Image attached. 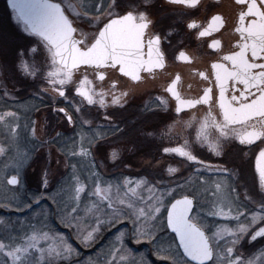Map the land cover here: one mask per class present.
Instances as JSON below:
<instances>
[{
	"label": "snow or ice",
	"instance_id": "snow-or-ice-1",
	"mask_svg": "<svg viewBox=\"0 0 264 264\" xmlns=\"http://www.w3.org/2000/svg\"><path fill=\"white\" fill-rule=\"evenodd\" d=\"M157 2L158 0H139V3H130V0H82L79 4H73L71 0H67L65 7L71 9L74 17L69 19L65 14V7H62L64 0L61 3H53L51 0H7L12 13L11 19L21 26L26 35L38 38L31 46L16 50L18 63L14 66L25 70L26 77L33 78L44 77L46 67L54 68L47 72L46 82L60 97H65L64 88L72 82L73 71L83 66V79L77 77L79 84L74 85L76 93L88 105H92L97 103L96 88L99 87L102 89L99 103L104 106L103 88L107 85L112 94V103L120 104L129 92L116 94L118 84L121 88L127 87L126 81L121 82L115 76L116 72L139 83L165 69L162 44L168 38L163 37L154 27L152 7ZM234 3L236 11L232 27L239 34L238 43L224 54L221 41L213 39L209 47L213 49L215 62L211 63L207 73H196L206 82L209 81V76L214 77L211 83L218 88V101L212 100V87H206L203 95L196 98L182 96L177 90L179 75L163 91L176 101V113L196 105H208L209 109L213 105L218 107L221 119L206 121L213 123L219 133L212 145L216 156L225 155L228 146L233 145L235 140L239 141V145L248 146L260 141L256 144L259 149L256 170L259 174V190L264 192V0H234ZM166 4L187 9L189 14L206 10L202 0H166ZM226 22L225 16L216 14L206 24L192 19L185 26L194 30L198 38H204L222 28L225 32L229 31L225 27ZM171 35L169 32L168 36ZM168 42L171 43V40ZM178 59L190 62L183 51L179 53ZM6 64L7 61L0 55V86L5 78ZM89 72L93 80H89ZM108 73H112V76L105 82ZM142 73L146 75H141ZM3 93L5 96L9 95L7 87H3ZM76 111L79 112L80 108H76ZM57 112L63 113L69 124L73 123L72 116L64 108H59ZM105 119L108 117L105 116ZM81 123L89 121L82 119ZM13 124L19 126L18 114L0 111V125L11 132ZM29 130L36 134L34 122L29 125ZM122 131L123 129L116 127L112 129L113 135ZM102 138L93 136L86 142L83 138L73 141L70 153L71 157L88 158L93 178L91 196L99 197L96 212L102 213V216L94 217L91 225H87L86 235L80 231V221H77V235L82 240L91 239L104 225L127 220L132 224L130 232H122L117 239L121 243L126 235L135 239L136 243H140L142 238L146 239L163 264H264V247L259 249L258 254L253 252L257 244L264 245V199L253 201L247 190L243 193L238 190L240 173L236 167L224 168L197 160L195 155L185 150L188 144L185 141L184 147H166L163 152L185 157L200 165L204 171L211 170L220 175L226 173V179L230 182L227 203H218L219 183L215 188L209 189L207 180H197L194 185L185 178V183L179 184L171 179L179 171L173 167L167 168V177L160 173L159 179L155 176L135 181L125 179L120 187L125 191L126 199L114 200L106 194L101 195V188L95 184L98 173L95 172L92 152L97 151L96 145H102ZM4 151L0 148V154ZM63 155L68 157L69 154L64 152ZM110 155L113 160L119 158L117 150H113ZM52 159H56L58 164L61 162L49 153V161L41 173V185L45 190L49 188V176L54 172L51 168ZM67 166L73 169L75 195L71 203L58 207V214L62 222L71 224L80 215L79 202L86 185L76 175V165ZM197 175L202 173L197 172ZM8 183L17 185L21 180L13 175ZM141 187L142 194L137 192ZM59 194L58 191L45 197L42 193L35 202L39 203L47 198L59 205ZM242 197L245 201H252L254 207H246ZM248 212H251V216ZM47 215L46 209L36 213L38 223L29 225L31 233L25 234L19 242L17 237H10L7 242L0 240V253L10 257L12 264H33L31 256L34 253L39 254L37 264H44L46 258H49L47 264H59L60 260L71 264L72 257L78 253L67 238L53 232L47 225ZM208 217H219L230 223L234 222L235 226L213 227L207 223ZM3 222L0 219V223ZM165 239L167 246L161 244ZM121 252L122 248L113 247L105 253L102 264H125Z\"/></svg>",
	"mask_w": 264,
	"mask_h": 264
},
{
	"label": "flooded vegetation",
	"instance_id": "flooded-vegetation-1",
	"mask_svg": "<svg viewBox=\"0 0 264 264\" xmlns=\"http://www.w3.org/2000/svg\"><path fill=\"white\" fill-rule=\"evenodd\" d=\"M51 2L61 3V0H51ZM71 2L79 4L82 0H71ZM66 3L67 0H64L62 7H65ZM130 3H139V0H130ZM202 3L205 5V11H193L189 14L187 9L167 6L166 0H158L157 4L152 7V15L155 19L154 27L163 37L171 40V43L165 40L162 44V50L165 54V69L157 71L155 76L147 77L139 83L131 81L128 77H123L119 72H116L115 76L119 77L121 82H127V87L121 88L120 84L117 85L116 94L119 95L122 91H128L129 95L120 104H113L112 94L105 85L103 88L105 105L101 106L99 103L101 88H96L97 95L95 98L97 103L92 105H88L75 91L74 85L78 86L79 84L77 77L83 79L82 74L85 71L83 66L73 71L72 82L64 88L67 99L60 97L46 82L47 72L54 70V68L46 67L44 77L38 76L37 78L26 77L25 70L15 68L14 65L18 63L16 50L31 46L38 38L26 35L21 30V26L11 19L12 13L7 0H0V55H3L7 61L5 78L2 81V86H0V96L2 99L13 100V103L20 101V99H33L24 115L16 110L17 107H13L14 104L12 105V112H16L19 116L18 129H24L25 139L28 141L30 133V143L34 147L42 148L46 145L49 146L53 138H55L53 144L57 145V139L67 137H73L75 141L83 138L85 142L93 136L103 137L100 141L102 145H96L97 151L92 152L93 164L98 176L101 168L108 170L105 156L110 155L113 150L118 151L119 158L113 160L110 157L111 161L114 166L119 165L120 168H123V166L131 169L139 167L146 170L151 167L146 159L151 158V160H154L153 162L158 164L157 171L159 173H163L164 169L168 167L190 168L193 169L192 171L197 168L203 169L200 165L187 160L185 157L163 152V148L166 147H184L185 141H187L188 144L185 150L195 155L197 160L224 168L236 167L240 173L237 180L238 190L241 193L247 190V194L253 198V201L264 199V192L259 190V174L256 170V157L259 154L256 144H259L260 141L248 146L239 145V141L235 140L233 143L236 145H229L225 155L216 156L212 151V145L216 142L219 133L213 123H206V121L214 122L221 119L218 115V107L213 105L212 109H209L208 105H196L194 108H185L182 112L176 113V101L170 94L163 91L164 87L175 76L179 75L180 81L177 82V90L181 92L182 96L196 98L203 95L206 87H212V100L218 101V88L211 83L214 77L209 76V81L206 82L196 73H207L211 63L215 62L213 49L209 47L213 39L221 41V49L224 50V54H227V51L238 43L239 34L235 33L232 27L236 8L234 0H202ZM65 14L68 15L69 19L74 18L71 9L66 7ZM216 14L225 16L227 21L225 27L229 31L225 32L222 28L211 36L198 38L194 30L187 29L185 26L186 22H190L192 19H195L198 23L206 24L211 16ZM169 32L172 33L170 37L168 36ZM5 39H9L10 43L7 44ZM225 45H228L227 49ZM181 51L185 52L190 58V62L178 59ZM10 72L17 73L18 76L31 81L32 84L37 82L40 84L38 90L31 89L26 94H20L19 92L20 90L23 91L25 87H22L19 91L11 90L13 78L8 76ZM141 75L146 74L142 73ZM111 76L112 73L106 74L105 82ZM89 80H93L90 72ZM94 83L104 82L94 81ZM3 87L8 88V96L4 95ZM44 89H48V91H43ZM162 101L164 102L162 103ZM59 108H64L72 116L73 123L69 124L64 114L57 112ZM76 108H80V111L77 112ZM105 116L108 119H105ZM82 119L89 121V123L82 124ZM32 122L35 123L36 127L38 125L35 135L29 130V125ZM113 127L123 129V131L113 135ZM59 131L62 135H55L51 139V135L59 133ZM244 153H247V155L245 156ZM86 162L88 163L87 157L78 159L76 162L78 170L82 171L86 166ZM226 176V173L220 175L211 170L205 171L204 176H202V180L204 181L205 177L214 188L217 183L220 184V193H223L226 199L225 202L222 201V204L228 202L229 196L230 182L226 179ZM241 199L246 207H254L252 201H245L243 197ZM35 204L36 202L31 203L25 211L21 212L16 209L12 211L11 208L0 209V215L6 217L7 223H9L5 229L0 230V238L4 237L5 242L10 237L18 238L19 235L16 236L15 232L19 231V221L27 217L26 214L29 215L30 208ZM248 215L251 216V212H248ZM225 225L235 226L234 223ZM52 227L54 226L52 225ZM59 227L60 230H57V228H54V230L69 235L68 239L73 243L71 238H74V236L69 233L68 227L60 225ZM131 228L132 224L127 220H123L102 226L90 243H86L79 236V240L73 243L78 255L72 257L71 264H102L105 253L113 247L122 248L121 255L126 258L124 259L125 264H145V262H148L143 248L146 239L142 238L140 243H136L133 239L132 244L126 240L127 235L122 238V243L117 239L122 232H130ZM22 229H20V236L24 237L31 228ZM21 232H24V234L22 235ZM261 247H264V245L257 244L253 252H259ZM0 254L2 255V253ZM1 255L0 264H5V261L7 264H12L10 257L6 256L5 253H3V256ZM31 259L33 264H37L35 253L31 256ZM44 264H47V262ZM59 264H68V261H61Z\"/></svg>",
	"mask_w": 264,
	"mask_h": 264
},
{
	"label": "rangeland",
	"instance_id": "rangeland-1",
	"mask_svg": "<svg viewBox=\"0 0 264 264\" xmlns=\"http://www.w3.org/2000/svg\"><path fill=\"white\" fill-rule=\"evenodd\" d=\"M36 95V94H35ZM33 99H20V101H17L16 103H13V100L8 99H2L0 96V111L4 112H12V108L17 107L16 110L21 112L22 115H24L25 112L28 111L27 108H29L30 103ZM14 106L12 107V105ZM21 121V120H20ZM38 121V120H37ZM13 126H15L13 128ZM38 130V125H37ZM40 129V125H39ZM61 131H59L60 133ZM57 133L51 135V139L56 135ZM25 131L22 128H19L13 124L12 125V131L9 132V129L6 127H3L0 125V148H3L5 151L3 154H0V205H7L8 202L10 204H14L16 206V210L18 211H24L25 207L27 206V202L30 201L31 203H34L42 193H44L45 197L48 196L51 193H57L59 191V195L57 196V200L59 201L58 207H63L65 204L72 202V197L75 195V179L73 177V169L67 165L75 164L76 169H78L76 163H71L74 159L75 161L80 158L78 157H71L70 153L67 151L62 150L57 145L53 144L54 139L50 143L49 146H43L41 147H34L30 142V133L28 135V141L24 137ZM58 141V139H57ZM63 147L66 148L65 145ZM71 146L70 148H72ZM64 152H67L69 155L68 157H65L63 155ZM49 153L57 159H59L61 162L58 164L56 163V159L51 160V168L54 169V172L52 175L49 176V182L50 186L47 190H45L41 185V173L43 170V167L46 163L49 161ZM111 156L107 154L105 156V159L107 162L111 161ZM147 163L151 165V167L147 169L155 170L157 171L158 164L153 162L154 160L151 158L146 159ZM111 163V162H110ZM85 174L83 176V171L80 170L77 172L76 175H78L81 178V181L85 183V192L81 194V200L79 202L80 207V215L77 216V220L72 221L71 224L65 223L68 227V229H73L74 234L77 235V221H80V231L83 232L84 235H86L85 229L87 228V225H91L94 222L95 216H102V213L96 212V203L99 200V197H92L91 196V188L93 185V178L92 173L87 170L90 169L88 163H85ZM101 168V167H99ZM179 171L175 173L174 176L171 177V179L179 184L185 183V178H187L192 184L196 185L197 180H202V176H204V169L197 168L194 171H192L190 168H177ZM96 170V168H95ZM87 172V174H86ZM197 172L202 173V175L198 176ZM98 173V172H96ZM163 174L167 177V169H164ZM12 175H16L20 180L21 183L17 185H12L8 183V178ZM151 175L148 174V172L144 171V168H132L129 169H119L117 171H108L104 168H101L99 170V176L95 178V184L98 185L101 188V195H108L111 196L114 200H119L121 198L126 199L125 191L120 187L125 179H132L133 181L137 180L138 178H144V179H151ZM125 177V178H124ZM160 177V174H159ZM204 177V181H205ZM60 184L62 188L57 187V185ZM175 187V184H173ZM198 187V185H197ZM207 187L209 189L214 188V186L208 182ZM28 191L30 193V199L26 198L25 200V192ZM201 191H204V189H201ZM137 192L142 194V187L137 189ZM218 192V203L222 204V201H226L225 196L223 193H220V189H217ZM177 197L179 194V189H177ZM210 196V192L208 193ZM28 200V201H27ZM46 201V200H45ZM9 206L7 205L6 208L0 207V209H8ZM47 210V225L52 228L53 232L60 234L61 236L67 238L68 243L72 246V248L77 253L76 247L73 245V243L70 241L69 235H66L62 232L55 231L54 227H52V223L50 222L49 215H50V209L48 205L43 204L38 208L37 210H33L27 217H24L23 219H20L18 232L16 231V236L19 235L17 242H19L20 238H23L20 236V229L26 230L24 228H30L29 225L38 223V219L36 217V213L41 212L43 210ZM21 214V213H20ZM60 220L61 216L59 215ZM69 219L71 217H68ZM0 219H2L4 222L0 223V230L5 229L7 223L6 217L0 215ZM87 221L85 224L84 221ZM207 223L212 225L213 227H224L227 226L225 224H232L234 222H228L225 220H221L219 217H208ZM21 225V226H20ZM23 226V227H22ZM229 227V226H228ZM47 230V228L45 229ZM22 235L24 232H21ZM31 229L26 234H30ZM96 234V233H95ZM94 234V235H95ZM93 235V237H94ZM79 237V236H78ZM93 237L89 240H84L86 243H90V241L93 239ZM0 240L5 241L4 237L0 238ZM258 253V252H256ZM1 255V254H0ZM36 255V261L39 262V254L35 253ZM3 256V253L2 255ZM76 256V255H74ZM73 256V257H74ZM129 256V255H128ZM123 257V256H122ZM49 258H46L44 263L47 262ZM126 258H123V260ZM65 261V260H60Z\"/></svg>",
	"mask_w": 264,
	"mask_h": 264
},
{
	"label": "trees",
	"instance_id": "trees-1",
	"mask_svg": "<svg viewBox=\"0 0 264 264\" xmlns=\"http://www.w3.org/2000/svg\"><path fill=\"white\" fill-rule=\"evenodd\" d=\"M5 41H6L7 44L10 43L9 42V39H5ZM8 76L11 77V78H13V81L11 82V87H10L11 90H13V91H15V90L19 91L22 87H25V88H23V91H21V90L19 91L20 94H23V93L26 94V92L27 93H28V91L30 92L31 89L32 90L33 89L34 90L35 89L38 90V86L40 85L37 82L35 84H32L31 81H28L27 79H25V78H23L21 76H18L17 73H15V72H14V74L10 72V75H8ZM73 141H75V138H73V137H71V138L70 137H67V138H63V139H58V141L56 142V144L62 150L67 151L68 153H70L71 150H72V148H73V147L72 148H70V147L71 146H74L73 145ZM63 145H65L66 148L68 147V149L65 150V148L63 147ZM72 160L73 161H71V163H76L77 162V160L76 161L74 159H72ZM106 165L108 166V171L109 170L110 171H113V170H118V169H126V170L129 169V170H131V168H127L125 166H123V168H120L119 165L114 166V164H113L112 161H109V162L106 161ZM76 170H77V172L79 171V173H80V170H78V169H76ZM85 170L86 169H82L83 175L85 174ZM87 170L89 171V173L91 172L90 169H87ZM144 171L148 172V174L151 175L150 177L155 176L156 179H159L160 178L159 177V174L160 173L158 171L151 170V169H146V170L144 169ZM86 174H87V172H86ZM60 186H61L60 184L57 185V187L62 188ZM178 196H179V194H178ZM26 198L30 199V193L28 191L25 192V200H26ZM27 203L28 204L25 207V210L27 209V207H29L30 201L27 202ZM43 204L48 205V207L50 209L49 219H50V222L53 224L54 228H57V230H60L59 229L60 228L59 225L60 226H67L59 218L58 205L56 203H53L52 200H50V199L45 198L42 201H40L39 203H36L33 207L30 208V212L29 213H31L34 209L37 210ZM7 205L9 206V208H11L12 211L14 210V208H16V206L14 204H10L9 202H8ZM27 211H29V210H27ZM26 215L28 216V214H26ZM19 216H21V215H19ZM69 233L70 234H73L74 238H71V239L73 240V243H76V240H79V239H78V236H76L74 234V231H73L72 228L69 229ZM126 240L128 241V243H131L132 244V240L133 239L130 236H126ZM145 241H146V243L144 242L143 248H144V252H145L146 257L148 258V264H161L162 261H160L157 258V254L153 250L152 244L149 243L147 240H145ZM161 244L163 246H167V239H165V241H162Z\"/></svg>",
	"mask_w": 264,
	"mask_h": 264
},
{
	"label": "water",
	"instance_id": "water-1",
	"mask_svg": "<svg viewBox=\"0 0 264 264\" xmlns=\"http://www.w3.org/2000/svg\"><path fill=\"white\" fill-rule=\"evenodd\" d=\"M12 176H13V175H12ZM12 176H10V177L8 178V181L11 179ZM15 176H16V175H15ZM17 178H18V177H17ZM177 198H179V197H177Z\"/></svg>",
	"mask_w": 264,
	"mask_h": 264
}]
</instances>
